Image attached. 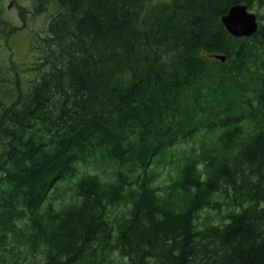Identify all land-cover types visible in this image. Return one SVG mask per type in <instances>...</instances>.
Returning a JSON list of instances; mask_svg holds the SVG:
<instances>
[{
    "label": "trees",
    "instance_id": "16d2710c",
    "mask_svg": "<svg viewBox=\"0 0 264 264\" xmlns=\"http://www.w3.org/2000/svg\"><path fill=\"white\" fill-rule=\"evenodd\" d=\"M148 1L56 0L0 71V264H264V0Z\"/></svg>",
    "mask_w": 264,
    "mask_h": 264
},
{
    "label": "rangeland",
    "instance_id": "374dc122",
    "mask_svg": "<svg viewBox=\"0 0 264 264\" xmlns=\"http://www.w3.org/2000/svg\"><path fill=\"white\" fill-rule=\"evenodd\" d=\"M168 0H150L149 4ZM59 7L56 0L43 2L42 0H0V71L9 78L19 73L23 82L35 74L30 70L39 62L42 52L38 49L47 31V24L55 16ZM11 31V29H15ZM40 46V44H39ZM191 143V142H189ZM109 167H106V170ZM101 171V169H97ZM170 168L161 172V181L166 182ZM224 212V207H222ZM213 214V212L211 213ZM204 213L201 214V218ZM220 216H215L217 222ZM116 258V257H115ZM115 259L113 264H118Z\"/></svg>",
    "mask_w": 264,
    "mask_h": 264
},
{
    "label": "water",
    "instance_id": "95a60500",
    "mask_svg": "<svg viewBox=\"0 0 264 264\" xmlns=\"http://www.w3.org/2000/svg\"><path fill=\"white\" fill-rule=\"evenodd\" d=\"M225 29L234 37L251 36L258 28V19L254 11L242 3L232 5L220 18ZM214 57L221 61L224 55L215 54Z\"/></svg>",
    "mask_w": 264,
    "mask_h": 264
},
{
    "label": "bare ground",
    "instance_id": "6f19581e",
    "mask_svg": "<svg viewBox=\"0 0 264 264\" xmlns=\"http://www.w3.org/2000/svg\"><path fill=\"white\" fill-rule=\"evenodd\" d=\"M215 54H213L212 56L214 57Z\"/></svg>",
    "mask_w": 264,
    "mask_h": 264
}]
</instances>
